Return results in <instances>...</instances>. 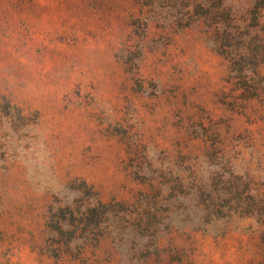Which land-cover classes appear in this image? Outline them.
Listing matches in <instances>:
<instances>
[{
    "label": "rangeland",
    "instance_id": "rangeland-1",
    "mask_svg": "<svg viewBox=\"0 0 264 264\" xmlns=\"http://www.w3.org/2000/svg\"><path fill=\"white\" fill-rule=\"evenodd\" d=\"M0 264H264V0H0Z\"/></svg>",
    "mask_w": 264,
    "mask_h": 264
}]
</instances>
